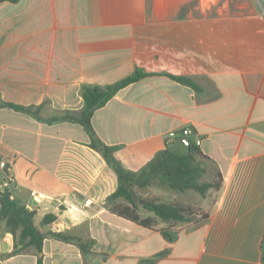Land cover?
<instances>
[{"label": "crops", "instance_id": "obj_1", "mask_svg": "<svg viewBox=\"0 0 264 264\" xmlns=\"http://www.w3.org/2000/svg\"><path fill=\"white\" fill-rule=\"evenodd\" d=\"M136 69L150 74L94 110V132L137 171L166 147L185 154L163 137L189 127L222 176L202 222L165 223L145 208L137 214L151 227L120 216L107 202L117 174L83 125L49 120L82 109V84L103 87ZM2 159L11 197L35 211L40 231L88 244L47 235L41 252L14 253L17 236L1 220L0 264H264V0L245 13L232 0L0 2ZM46 214L56 217L40 226Z\"/></svg>", "mask_w": 264, "mask_h": 264}, {"label": "trees", "instance_id": "obj_2", "mask_svg": "<svg viewBox=\"0 0 264 264\" xmlns=\"http://www.w3.org/2000/svg\"><path fill=\"white\" fill-rule=\"evenodd\" d=\"M16 2L17 0H0ZM150 74L140 69H136L130 75L106 86L93 84H82L81 96L84 104L77 113L67 111L61 116L50 118V121L66 119L78 122L83 125L89 134L88 145L99 151L104 159L111 166L118 177L116 190L108 196L107 202L111 209L120 216L131 220L139 225L151 227L154 221L151 218H140L137 214L138 208H145L151 211L159 220L165 223L170 222H191L197 224L207 219L209 211L199 209L197 206H182L178 203L153 202L145 199H135L134 190L144 188L156 183L158 186L166 187L178 193L187 191L196 192L200 201L209 199L213 203L217 192L221 188L222 176L220 171L215 167L209 179H202L205 173L204 163L214 164L212 159L204 154L195 143L187 146L185 154H177L169 148H164L158 152L139 170L133 171L122 167L120 162L115 158L114 151L117 146L106 145L95 134L91 124V117L94 110L103 106L119 90L128 84L138 81L140 78ZM171 78L189 85L198 90V86L189 78L183 76L169 75ZM3 106L11 107L15 110L30 112L37 115V109L32 110L31 106H23L14 103L3 102ZM1 184V183H0ZM121 198L129 205L117 202ZM199 205V204H198ZM34 210L28 209L15 198L11 197L10 188H2L0 185V221L4 220L7 229L17 236L14 250L17 253L27 247H33L41 252L43 239L47 235L62 237L68 240L78 241L80 247L86 251V245L79 239L68 237L57 232H43L34 223ZM54 214H46L40 221L39 225L49 224L55 219ZM167 239H171L170 233L166 230H160ZM264 254V240L262 242ZM36 264H42L41 257H38Z\"/></svg>", "mask_w": 264, "mask_h": 264}, {"label": "rangeland", "instance_id": "obj_3", "mask_svg": "<svg viewBox=\"0 0 264 264\" xmlns=\"http://www.w3.org/2000/svg\"><path fill=\"white\" fill-rule=\"evenodd\" d=\"M234 2L238 4H242L243 6V12H249L253 5L257 2L258 0H232V4H234ZM260 2V0H259ZM261 4V3H260ZM177 153V152H175ZM179 154V153H177ZM210 164L208 162L204 163V167H205V173L203 174L202 179H209L210 178ZM137 196H135V199H145V200H151L153 202H163V203H167L169 201L172 202L171 197L173 195V193L175 191L170 190L166 187H161L158 186L156 183H152L149 186H146L144 188H137ZM176 195H178V201L176 203L181 204L182 206H194V208H196V206L199 209H205L207 207L208 204V200L207 199V203L204 204V207H201V205H198V194L192 190L187 191V192H183V193H179L175 192ZM170 202V203H171Z\"/></svg>", "mask_w": 264, "mask_h": 264}, {"label": "built area", "instance_id": "obj_4", "mask_svg": "<svg viewBox=\"0 0 264 264\" xmlns=\"http://www.w3.org/2000/svg\"><path fill=\"white\" fill-rule=\"evenodd\" d=\"M190 133H191V129L189 127H186L182 129L180 133L175 132V131H168L167 133L164 134L163 138L166 143H169L172 140L177 139L181 145L186 146V147L190 145L191 143H195L196 145H199L200 140H196L195 142H193L190 139V136H189ZM11 166L12 165L10 162L4 159L0 160V170L4 173V178L0 184L2 188H11L12 186L14 178L11 172Z\"/></svg>", "mask_w": 264, "mask_h": 264}]
</instances>
